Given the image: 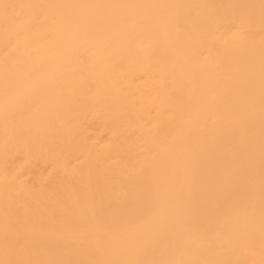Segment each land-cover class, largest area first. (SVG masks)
Segmentation results:
<instances>
[{"label": "bare ground", "instance_id": "6f19581e", "mask_svg": "<svg viewBox=\"0 0 264 264\" xmlns=\"http://www.w3.org/2000/svg\"><path fill=\"white\" fill-rule=\"evenodd\" d=\"M261 188L264 0H0V264H264Z\"/></svg>", "mask_w": 264, "mask_h": 264}, {"label": "rangeland", "instance_id": "374dc122", "mask_svg": "<svg viewBox=\"0 0 264 264\" xmlns=\"http://www.w3.org/2000/svg\"><path fill=\"white\" fill-rule=\"evenodd\" d=\"M262 189V188H261ZM260 192H261V190H260ZM261 194H262V196H264L263 194H264V188L262 189V192H261ZM223 198H225V197H223ZM223 198H218V199H220V200H226V199H223ZM219 201V200H218ZM225 202V201H224ZM223 203V202H222ZM219 204V203H218ZM221 205V204H220ZM242 214V213H241ZM240 214V217H245V216H249V214L247 213V212H245V211H243V214L241 215ZM247 214V215H246ZM172 231L174 230V228L172 227V229H171ZM175 231H176V229H175ZM174 231V232H175ZM203 246H205L206 248H205V250H207V248L208 247H211L212 248V246L211 245H209V243L207 244L206 242L205 243H203ZM211 248H208V249H211ZM203 250V248H200V250Z\"/></svg>", "mask_w": 264, "mask_h": 264}]
</instances>
